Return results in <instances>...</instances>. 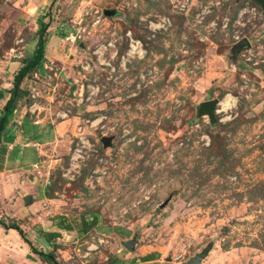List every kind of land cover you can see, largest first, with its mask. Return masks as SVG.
I'll use <instances>...</instances> for the list:
<instances>
[{
	"label": "rangeland",
	"instance_id": "1",
	"mask_svg": "<svg viewBox=\"0 0 264 264\" xmlns=\"http://www.w3.org/2000/svg\"><path fill=\"white\" fill-rule=\"evenodd\" d=\"M173 2L178 3L0 0V49L10 47L0 58V114L21 67L17 61L32 54L43 20L55 36L44 62L60 71L59 77L52 72V80L39 81L40 91L56 86L58 94L52 104L41 99L47 108L43 115L53 112L57 125L69 120L56 118V112L69 109L73 120L68 134L44 147L48 156L67 162L52 165L49 185L46 176L31 172L34 184L23 195L17 190L26 171L14 178L6 172L15 193L0 195V221L18 224L29 241L0 224V264H47L33 251L52 250L36 229L53 230L52 220L60 214L99 216L88 234L63 232L58 237L56 256L63 264H183L209 244L213 249L203 264H264V17L251 9L242 14L247 0H191L181 14L174 12ZM105 10L117 13L106 17ZM164 15L173 26L152 38L145 25ZM59 30L80 38L70 45L56 35ZM128 34L141 40L147 53L124 72L118 65L128 52ZM244 38L251 47L234 57V46ZM95 51L103 52L104 64L117 67V81L108 80L111 69L99 65ZM115 53L119 60L111 59ZM87 63L92 69L84 71ZM32 77L22 83L29 99ZM92 79L98 80L100 92L92 104H81L74 92L79 94ZM213 99L230 102L216 107L214 125L207 116L197 118L198 105ZM28 107L19 103L3 144L19 135L31 147L14 145L10 154L8 145H2L0 159H9L6 170L31 168L36 162L45 166L50 159L38 161L32 147L42 141L39 129L31 122L21 129L19 120L29 119ZM100 117H106L108 129L90 135L98 153L86 151L90 157L64 178L78 143L77 124ZM218 135L230 155L226 162L211 149ZM104 136L115 137L109 149L102 147ZM22 155L24 161L17 163ZM131 239L137 241L135 252L121 244ZM149 255L155 260L144 262Z\"/></svg>",
	"mask_w": 264,
	"mask_h": 264
},
{
	"label": "built area",
	"instance_id": "2",
	"mask_svg": "<svg viewBox=\"0 0 264 264\" xmlns=\"http://www.w3.org/2000/svg\"><path fill=\"white\" fill-rule=\"evenodd\" d=\"M178 2L177 4H175L173 2V4L175 5L176 10H174V12L176 14H181L183 13L186 9L187 6L190 4L191 0H175V2ZM247 4L249 7L244 8L243 13L245 14L247 11H249L251 9L252 12H254L255 15H261L260 17H264V12L261 9L260 6L256 5L253 1L251 0H247ZM255 5L257 7H252V5ZM220 5V3H219ZM251 5V6H250ZM206 9H208V7H205ZM260 10V12H259ZM199 17V16H198ZM144 22V19H142ZM173 26L172 23V19L170 16L164 15V16H160V17H155V19L151 20L148 22V25H145V27L148 29V31L150 32L152 38H155L158 34H162L163 32L168 31L171 27ZM128 37V52L121 56L120 58L118 57V54H113L111 56L112 60H119V70H122L124 72H128V64H130L132 61H141L145 58L146 56V49H145V44L141 41V40H137L134 39L130 36V34L127 35ZM80 38V36L78 35H74V34H69L65 39H63V41L68 42V44H76L77 40ZM240 42V41H239ZM238 42V43H239ZM94 55L97 58V62L99 63L100 66H104L106 65L107 67H109L111 69L108 80L109 81H117L118 80V76H115L114 74L117 73V67L113 66L110 62L109 63H105L103 62V60L101 59V57H103V52L100 54L99 51H95ZM51 64L48 63H43L42 66L36 70L33 74V86H32V92H31V99H32V104L28 107L27 109V113L30 114L31 117H33L34 115H37V118L40 117L41 114H43V112L45 110H47V108L43 105L41 99L44 98L46 101H48L49 103L52 104V102L56 99V97H58L57 95V88L56 86L53 87H49L44 89L43 91H40V80L42 78H48L49 80H52V72H54V76L59 77L60 75V71H56L54 70V68L52 66H50ZM89 68H91L90 63H87L86 66H82V69L84 71H87ZM92 69V68H91ZM56 71V72H55ZM121 72V71H119ZM98 80L97 79H92L89 81V84H87V88L85 87V85L83 84L79 94L77 92H74V96L78 95V98L82 99L80 101L81 104L84 103H93L94 100L97 98L98 93L100 92V86L96 84ZM39 89V90H38ZM86 90V94L85 91ZM73 103V102H72ZM223 103L218 105H222ZM74 105V104H73ZM72 105V106H73ZM224 108V107H223ZM226 109V108H224ZM216 114H217V110H216ZM72 115V110H65V111H59L56 112L55 116L56 118L62 119V120H70ZM106 119V117H100L94 120H85V122H83V124H77L76 127V138L78 140V143H76L75 148L72 152V156L70 159V169L66 170L63 174L64 178H67L69 176V174L71 173V170H76V168H78L79 166L76 164L78 161L80 162H84L86 159H88L90 157L91 154H89L88 152L86 153V151L92 152V153H98V150L96 149V144L92 143L90 140V135L92 134L93 130H98L101 129L103 132L106 131L108 128L106 125L103 124V121ZM34 123L40 124L39 119L35 120ZM105 137V136H104ZM204 139H206L205 144L207 146H209L210 144V139L209 137H205ZM34 146H38V144H34ZM101 147V146H100ZM103 147V145H102ZM84 154H87V157L84 156ZM59 159H55V164L54 165H58L60 162ZM100 162L101 163H105L106 165L111 163L110 160L107 159H102L100 158ZM52 163L51 162H46L45 166H40L39 163H35L31 166L32 172L36 173L39 178H43L46 176V184L49 185L50 184V175L52 173ZM96 173V172H94ZM60 238H58L59 240Z\"/></svg>",
	"mask_w": 264,
	"mask_h": 264
},
{
	"label": "trees",
	"instance_id": "3",
	"mask_svg": "<svg viewBox=\"0 0 264 264\" xmlns=\"http://www.w3.org/2000/svg\"><path fill=\"white\" fill-rule=\"evenodd\" d=\"M69 33V31L66 32L64 30H59L56 35L65 39L69 35ZM51 34L52 33L49 34V23H45L43 20H40L38 24V31L36 32V36L33 39L36 45L32 54L17 61L19 62V65H21V67L18 70L17 74L14 76L13 88L10 92V97L0 114V151L3 145V135L7 131V127L10 125V122L14 121V117L17 115V112L19 110V103L23 101L25 103V106H30L32 104V100L29 99L30 94L27 90L22 88V83L31 75L33 76L34 72L38 70L44 63L46 59L47 45L49 43ZM140 38H142V36H140ZM6 49H10V47H6L3 50L0 49V58L4 56V50ZM0 93L1 95H3L2 91ZM233 124L237 125L239 124V121L236 120ZM224 128L226 129L227 127H223V129ZM234 131H236V129ZM224 143L225 139L222 138L220 135L215 137L213 136L211 149H217L216 154L220 155L219 157L221 158V161L222 159H224L226 162V160L230 158V155L228 154ZM68 160L69 159L67 157V161ZM63 161L64 159H62V162ZM65 215L66 214H60L56 218H53V230L47 231L45 229L40 228L36 229L37 234L40 236V238L44 240L46 246L50 247L52 250L51 252H42L33 248V251L35 254L39 255L47 264H63L61 261L58 260L56 256V250L60 248L56 240L62 235L63 232H75L79 235H86L90 230L95 228L99 222V216H97L96 214H93L90 217H88L86 214H82L80 215L79 219L68 218V215ZM0 224H2L4 228H9L18 231L26 240L25 242L28 243L29 240L23 234V231L21 227L18 226V224L8 226L3 221H0ZM143 259L144 262H151L155 260L153 255H149Z\"/></svg>",
	"mask_w": 264,
	"mask_h": 264
},
{
	"label": "crops",
	"instance_id": "4",
	"mask_svg": "<svg viewBox=\"0 0 264 264\" xmlns=\"http://www.w3.org/2000/svg\"><path fill=\"white\" fill-rule=\"evenodd\" d=\"M70 34V33H69ZM54 35L50 37V43L51 41L54 39ZM60 37V36H59ZM61 39V37H60ZM31 45L33 46V48L35 47L36 43L35 41L31 43ZM34 50V49H33ZM47 58V56H46ZM46 63V62H44ZM43 116V117H42ZM41 117H39V121H40V124H35L34 123V120H32L33 117L29 116V119H27L26 117H22V120H19V124L20 126L22 127V131L25 130V127H24V123L25 122H31V124L33 125V128H36L39 129V136H40V140L42 141H34L32 143V147L36 149V153H37V157H38V161L41 160V159H46V158H50L47 162H51L52 165L55 164V158L51 157V156H48V154H46L45 150H44V147L48 146V145H55L57 144V138H58V135H60L61 137H64V135L68 134L71 130V124L73 122V120H69V122H60L58 123L57 125L55 124V122L53 121V112H48V114H45L43 115L42 114ZM38 120V119H37ZM20 133H21V130H20ZM46 140V141H45ZM52 141H57V142H52ZM4 143V142H3ZM34 144H38L37 148L36 146H34ZM3 145H8L9 149L11 150L10 151V154H12V151L14 150V145L16 147H18V149H25V148H30L31 145L30 143H25V138L23 136H15L14 139L12 141H8V142H5V144ZM4 147V146H3ZM9 152V151H7ZM17 160L18 162L17 163H20L21 164V161L23 162V155L20 157V156H17ZM3 159V158H2ZM5 159V158H4ZM59 159L60 161V165L62 163V159L61 158H57ZM5 160H1L0 159V195H4L3 193L6 191H9L8 194H11V192L15 193L13 190V184L9 183V178H7L5 176L6 172H9L10 173V176H12L14 178V176H17V175H21V174H24L26 171L27 173V176H23L24 179H22L20 182H21V185L22 187L19 188L17 191H20L23 195H26L25 193L27 191H29V187L33 186L34 182V178L33 176L31 175V168L30 167H27L26 165L23 166L22 168H24L23 170H6V166L5 164L9 163V159H6V163L4 162ZM37 163V162H36ZM35 164V163H34ZM26 169V170H25ZM31 175V176H30ZM33 178V179H32ZM4 185V186H3ZM27 186V187H26ZM26 187V188H25ZM25 188V189H24ZM16 191V192H17ZM28 209H32V208H28ZM58 239V238H57ZM41 241L44 242V240L41 238ZM148 263V262H146Z\"/></svg>",
	"mask_w": 264,
	"mask_h": 264
},
{
	"label": "water",
	"instance_id": "5",
	"mask_svg": "<svg viewBox=\"0 0 264 264\" xmlns=\"http://www.w3.org/2000/svg\"><path fill=\"white\" fill-rule=\"evenodd\" d=\"M251 1H253L258 6H260L264 12V0H251ZM116 13H117L116 10H105L104 15L106 17H112V16H115ZM80 47L85 49L84 44H81ZM250 47H251V44L249 40L247 38H244L242 41H240L234 46L233 48L234 57H236L242 50L246 48H250ZM218 104H219L218 99H213V100L200 103L197 107V118L200 119V118H204L207 116L209 118L210 123L214 125L216 123V107L218 106ZM114 139H115L114 136L103 137L101 139L103 148L104 149L111 148L113 146L112 142ZM168 202L169 201H166L165 203H163L161 207L164 208ZM121 244L129 252L136 251V245H137L136 239L122 241ZM212 249H213V244L207 245L205 248L201 250V252L197 253L196 255L191 257L187 262H184L183 264H203L204 260L210 255Z\"/></svg>",
	"mask_w": 264,
	"mask_h": 264
},
{
	"label": "bare ground",
	"instance_id": "6",
	"mask_svg": "<svg viewBox=\"0 0 264 264\" xmlns=\"http://www.w3.org/2000/svg\"><path fill=\"white\" fill-rule=\"evenodd\" d=\"M229 103L230 102H227L226 104L224 103L225 107H228L229 106ZM223 105V104H222Z\"/></svg>",
	"mask_w": 264,
	"mask_h": 264
},
{
	"label": "flooded vegetation",
	"instance_id": "7",
	"mask_svg": "<svg viewBox=\"0 0 264 264\" xmlns=\"http://www.w3.org/2000/svg\"><path fill=\"white\" fill-rule=\"evenodd\" d=\"M234 53V52H233Z\"/></svg>",
	"mask_w": 264,
	"mask_h": 264
}]
</instances>
